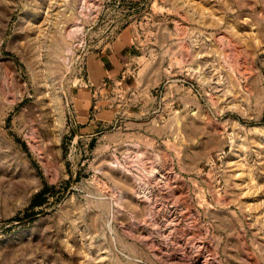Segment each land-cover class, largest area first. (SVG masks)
Segmentation results:
<instances>
[{"label":"rangeland","instance_id":"rangeland-1","mask_svg":"<svg viewBox=\"0 0 264 264\" xmlns=\"http://www.w3.org/2000/svg\"><path fill=\"white\" fill-rule=\"evenodd\" d=\"M0 264H264V0H0Z\"/></svg>","mask_w":264,"mask_h":264}]
</instances>
